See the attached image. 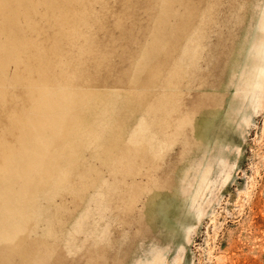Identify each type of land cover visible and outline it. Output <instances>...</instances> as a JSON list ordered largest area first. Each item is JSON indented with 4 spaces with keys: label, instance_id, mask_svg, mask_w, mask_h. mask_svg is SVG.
I'll use <instances>...</instances> for the list:
<instances>
[{
    "label": "rangeland",
    "instance_id": "374dc122",
    "mask_svg": "<svg viewBox=\"0 0 264 264\" xmlns=\"http://www.w3.org/2000/svg\"><path fill=\"white\" fill-rule=\"evenodd\" d=\"M86 1L72 0L75 6L66 15L84 12L87 51L78 55L75 48H63L62 53L45 48V61L55 65L60 59L75 65L72 92L102 97L136 90L134 98L140 104L133 111L125 106L118 110L114 121L124 135L119 143L112 137L95 146L93 138L77 134L73 152L67 125L62 141L50 151L53 157L41 170L42 175H55L45 183L47 177L30 182L22 208L18 194L26 180L13 177L9 188L0 184L7 195L19 192L9 211L0 202V264H148L153 260L264 264V84L252 87L242 106L235 87L222 78L227 77L229 65L222 75L218 56L220 42L230 46L238 33L249 39L242 48L251 46L253 10H246L238 29L233 13L238 12L240 0H206L212 7L205 24L203 59L195 65L189 62L187 75L175 81L178 100L156 129L157 147L143 148L130 137L139 121L145 135L154 139V104L171 92L169 70L177 48L171 51L173 41H180L174 30H186L187 24L181 26L182 12L196 2ZM15 4L10 2L9 7ZM40 27L38 33L29 34L28 27L18 34L36 45H49L58 28L45 19ZM77 43H84V38ZM140 65L143 69L137 73ZM0 72V108L7 113L15 110L28 127L33 126L23 116L35 113V117L39 104L25 100L23 91L34 94L42 79L30 71L26 72L30 86L12 84L18 73L13 62L3 63ZM81 106L76 104L77 115L69 121L76 127L86 122ZM235 106L243 108L232 115L229 111ZM1 131L0 120V136ZM32 135L27 132L28 139L33 140ZM218 155L226 167L216 162ZM113 182L119 198L107 207L104 201ZM104 226L106 243L98 233Z\"/></svg>",
    "mask_w": 264,
    "mask_h": 264
},
{
    "label": "bare ground",
    "instance_id": "6f19581e",
    "mask_svg": "<svg viewBox=\"0 0 264 264\" xmlns=\"http://www.w3.org/2000/svg\"><path fill=\"white\" fill-rule=\"evenodd\" d=\"M163 1L165 4L172 0ZM253 1H238L236 7L238 12L233 13V18L238 29H240L245 22L246 10L251 12L253 10V13L256 15V17L251 18L254 22L253 26L255 27V35L252 39L251 46L249 48H242L243 46H247L249 39L247 40L246 35L238 33L237 35L235 34V36H238L236 41L230 39V46L223 44L221 41V48H219L218 53L221 61L220 71L222 75H224V72L227 70L226 66L229 65L228 74H226L227 77L222 78L225 82H230L232 87H235L234 94L243 102L242 106L247 103L245 94L248 91L252 92V87H261L264 84V0ZM10 2H15L16 4L10 8ZM86 2L88 3L89 0ZM195 2V4H191L192 6L186 8L184 10L185 12H182L183 14L181 13L182 15L180 14L183 16L181 26L184 27V24H187L186 30L183 31V27H181V33L180 30H174V34L178 36V41L180 35V41L177 44L173 41L175 47H171V52L175 51L177 48L169 70L171 92L163 95L164 97L162 96L154 104V139L152 136L145 135L146 130L143 129L146 128H144L139 121H136L137 124L134 126L135 132H133L134 134L130 137L135 138L136 142L141 143L143 148H146L148 145H154V148L157 147L156 129L163 119L165 121V114L169 113V109H171V107L175 105L176 100H178L174 93L175 81L183 79L187 75L189 62H195V65L198 59L203 57L205 24L207 13L211 10V4L208 5L206 0H195ZM73 4L74 2H72V0H0V18L2 20L0 33L4 37V40L0 42V55H2L0 56V71L3 63L13 62L18 73L11 79L12 84L13 82L18 83L19 81L21 86L29 85L30 81L27 78L26 72L30 71L37 73L39 78L42 79V86L38 87V89L34 91V94L33 90L24 89L25 91H23L22 88L23 93H25V100L32 98L35 103L39 104L38 110L36 111V118L32 117L35 113H28V117L23 116L25 119H30L33 126L30 125L31 127H28V125L23 122L22 115L17 114L15 110H11L7 113L0 108L1 132L3 134L0 136V184L2 188H9L7 184L13 177H21L26 180V184L23 185L22 189L19 191L20 193L17 191V193H19V209L22 208V205L28 200L29 196L27 192L28 187L31 186L29 184L30 182H42L44 178L47 177L46 180L43 181V183H45L49 177L55 175L54 172H50V175H42L41 170L43 171V167L47 160L51 156L53 157L50 151H52L51 149L53 147H58L62 141L60 137L65 134L67 125L70 126L69 129L72 131L68 139H70L69 146L71 148L73 147V152L77 151V140L75 138L77 134L80 138H87V136H90L93 138L92 142H94L95 146L99 145V143L101 144L105 139L111 140L112 137L114 143H117V141L119 143L124 135H122L123 133L119 130L118 124L117 126L115 124L114 120H117L116 114L118 110L124 106L125 109L133 111L134 108H137V104L139 103V99L136 100L134 98L136 90L132 91L131 89V91L128 90V92L122 93V95L119 94L121 96L120 99H118L120 96H116L118 94L98 97L85 95L82 92H72L69 87L75 80L74 77L77 71L75 65H67L61 62L60 59L55 65L45 61V48H54V51L57 53L58 51L62 53L63 48H75L74 50L78 55L83 53V51H87V49H85L88 48L85 40L86 37H84L83 34V27L87 22L84 17V12L82 14H74L73 16H71L72 14L66 15L67 11H73V9H71V7L73 8L75 6ZM68 8L71 10H68ZM240 10L243 11L240 12ZM43 19H45V21H50V23L52 22V24L58 28L53 38L54 40H52L49 45L44 44L39 46L19 36V29L21 30L24 28V30H27L28 27L29 34L38 33L41 28L40 20ZM189 27L190 31L188 30ZM82 38H84L83 45L78 44L79 42L77 43V41ZM154 49L156 50V44L154 45ZM4 52L8 53L4 54ZM61 56L62 54L60 57ZM143 66L144 65H140L137 68V73H140V69L141 67L143 69ZM22 72L24 73L23 77ZM0 77H2L1 72ZM53 85H55L56 88L50 90V86ZM136 94L139 95L138 93ZM25 100L24 103L27 102ZM80 103L82 106L79 109H81L83 115H86V122H81L76 127V125L69 121L71 120V116L77 115L76 104L80 107ZM242 106L231 107L229 111L230 114L236 115L239 108H243ZM88 121L91 125L88 124ZM117 122H119V119ZM165 124H167V122H165ZM132 130H130L129 133H131ZM30 131L33 134V140L27 138V132L30 133ZM112 133L115 135L110 136ZM13 135L14 139H11ZM139 156L140 154L137 155V157ZM216 158V162L218 163L223 164L225 162V159L220 157V155ZM123 161L124 159H122L119 164L122 165V163H124ZM223 165L226 167V163ZM46 172L48 173V171H45V173ZM112 184L114 185H112V189L104 201L107 207L111 206L112 203L119 198V195L115 193L116 182ZM17 193L13 192L9 195L8 192L7 195L6 192L0 191V202L6 211L12 208L13 196ZM93 230L97 232V228ZM100 231H98V233L106 243L105 226L101 228ZM5 237L6 236H4V238ZM148 264L158 263L153 260Z\"/></svg>",
    "mask_w": 264,
    "mask_h": 264
}]
</instances>
